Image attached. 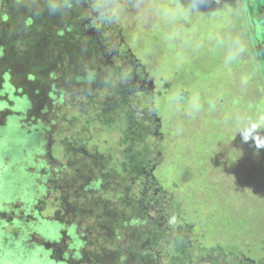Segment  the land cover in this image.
<instances>
[{
  "label": "rangeland",
  "instance_id": "rangeland-1",
  "mask_svg": "<svg viewBox=\"0 0 264 264\" xmlns=\"http://www.w3.org/2000/svg\"><path fill=\"white\" fill-rule=\"evenodd\" d=\"M96 1L83 6L92 9ZM102 1L89 23L100 12L111 21L100 18L103 25L89 35L108 30L101 44L106 60L128 66L139 90L154 93L143 105L158 132L151 131L155 156L144 182L161 189L160 202L169 207L161 219L193 224L202 254L238 251L264 264V149L239 134L250 123L264 134L258 16L249 22L246 0ZM6 83L0 86V101L10 99L0 102V262L79 264L85 251L65 236L68 227L49 219L53 205L34 203L54 198L35 173L64 165L63 154L26 113L32 104ZM101 148L91 150L113 154V145L110 152Z\"/></svg>",
  "mask_w": 264,
  "mask_h": 264
},
{
  "label": "trees",
  "instance_id": "trees-1",
  "mask_svg": "<svg viewBox=\"0 0 264 264\" xmlns=\"http://www.w3.org/2000/svg\"><path fill=\"white\" fill-rule=\"evenodd\" d=\"M85 2L0 0V80L32 104L26 113L63 154L64 165L35 173L54 196L36 207L53 205L49 219L68 227L65 236L85 251L79 264H256L244 252L202 254L193 224L161 219L169 208L161 189L144 182L157 127L143 105L154 93L139 90L128 66L106 60L101 44L109 31L89 35L103 23H89L94 10ZM243 11L250 23L258 16L253 44L264 61V0H246ZM99 144L100 152L113 145V154L91 150Z\"/></svg>",
  "mask_w": 264,
  "mask_h": 264
},
{
  "label": "clouds",
  "instance_id": "clouds-1",
  "mask_svg": "<svg viewBox=\"0 0 264 264\" xmlns=\"http://www.w3.org/2000/svg\"><path fill=\"white\" fill-rule=\"evenodd\" d=\"M93 10L98 11L99 5H95ZM114 15L115 13H113V16ZM100 18L111 21L109 17H107L103 12H100ZM239 134L241 135L243 142L248 143L249 141H254L255 147L257 149H264V134L258 131V126L256 123H250L247 126L241 128ZM73 263L74 262H72V264Z\"/></svg>",
  "mask_w": 264,
  "mask_h": 264
},
{
  "label": "flooded vegetation",
  "instance_id": "flooded-vegetation-1",
  "mask_svg": "<svg viewBox=\"0 0 264 264\" xmlns=\"http://www.w3.org/2000/svg\"><path fill=\"white\" fill-rule=\"evenodd\" d=\"M63 261H66V260H63ZM73 261L69 262V264H72Z\"/></svg>",
  "mask_w": 264,
  "mask_h": 264
}]
</instances>
